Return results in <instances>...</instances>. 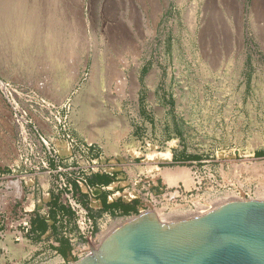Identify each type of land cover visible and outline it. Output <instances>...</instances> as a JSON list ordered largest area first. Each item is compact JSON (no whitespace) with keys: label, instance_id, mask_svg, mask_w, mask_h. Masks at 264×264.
<instances>
[{"label":"rangeland","instance_id":"374dc122","mask_svg":"<svg viewBox=\"0 0 264 264\" xmlns=\"http://www.w3.org/2000/svg\"><path fill=\"white\" fill-rule=\"evenodd\" d=\"M67 137L81 157L52 187L0 167V264H54L86 243L68 211L58 233L70 242L16 241L49 192L107 223L105 192L65 188L87 162L114 178L107 201L158 184L167 214L264 197V0H0V162L31 157L36 138L66 156ZM179 167L194 185L160 176Z\"/></svg>","mask_w":264,"mask_h":264},{"label":"water","instance_id":"95a60500","mask_svg":"<svg viewBox=\"0 0 264 264\" xmlns=\"http://www.w3.org/2000/svg\"><path fill=\"white\" fill-rule=\"evenodd\" d=\"M74 264H264V200L226 201L176 223L146 212Z\"/></svg>","mask_w":264,"mask_h":264},{"label":"built area","instance_id":"2783aa9c","mask_svg":"<svg viewBox=\"0 0 264 264\" xmlns=\"http://www.w3.org/2000/svg\"><path fill=\"white\" fill-rule=\"evenodd\" d=\"M57 142L65 143L68 150V154L66 156L60 153L58 145H55V150H51L52 148H49L47 142L44 139L39 140L36 138V140L34 141L31 140V143L29 144L32 153L31 157H24L20 154L19 151H17L18 153L15 154L16 157L12 161H10L12 157L7 160H2L0 162V167H2L3 169H23V172L26 174V177L29 178V181L32 182V184H26V187L31 188L30 190L32 191H35L34 183H36L37 181L42 183L46 180L47 185L51 186L50 177H52V175H59L60 178V172L64 171L63 167L66 158H69L73 161L77 159V157H81L79 156V151L81 149L77 151V149L80 148V144H78L75 140L71 139L70 137H67L63 138L62 141L58 140ZM82 148L84 151L90 152L92 149V144H88L86 147L82 146ZM87 164L88 167H82V172L84 174L82 182L77 181L75 185H65V188L69 192H71L70 195L72 197H79V194H75V192H78L79 190H81L83 193H85V190H102L103 193H106V191H108L109 187L111 186L110 184L109 186L89 187L87 185V180L89 178H92L94 175H112L105 172L95 171L94 169L91 170L89 169L91 168V163L87 162ZM74 187L76 191L74 190ZM158 189L159 186L157 184L155 188L151 187V190H155V192L151 194H145L143 190H134L133 193L128 196L127 200L123 198V203L133 204L137 201L138 203L136 204V211L131 213L130 215H124L122 214V212L116 211L114 212V214L116 215L115 218H113L112 216L113 213L111 211H108L104 214V217L107 219V223L103 226L95 224L94 220L89 215V212H91L89 211V206L85 208L83 207L84 210L80 211L79 207L76 205L75 200L71 199L70 201H67L66 198L62 200L58 196L54 195L53 192H49V198L44 201L45 212L41 213L39 210L37 211L36 206L33 205V208L30 211V215H28L24 219V231H19L18 233H15V236L17 237L16 241L23 243L25 241L24 237L28 238L31 233L33 236H40V240L50 234L56 237L55 240L56 242H58V244L60 243V239H64L66 242H70L71 238H69L67 235L59 236L58 231L60 224L64 223V221H66L67 219V217L65 216V212H72L79 219L78 226L79 229L82 231L81 236L84 240H86V243L77 247L72 244L73 248L68 252L67 258H61L60 260L59 257L54 264H74L91 255L93 252L97 251L99 249L98 247H100L102 244V240L108 235V233L111 230L118 228L122 224V222L135 218L136 216L144 214L146 212L153 211L154 208L164 207L163 201L160 199V196H158ZM15 190L17 189L15 188ZM160 191L162 192L163 189H160ZM176 192L179 193L178 190H176L175 193ZM172 195L173 194H171V197ZM66 196L68 197V195ZM119 199H121V196L109 198L107 202L116 203L119 201ZM202 206L204 205L200 204L198 207L195 206L193 209H189L187 211L194 212L193 214H195L201 210L200 208ZM86 209H88L89 212H86ZM37 219L44 221L48 226V229L44 234L36 232L37 235H35L33 233V230L35 228L33 222Z\"/></svg>","mask_w":264,"mask_h":264},{"label":"bare ground","instance_id":"6f19581e","mask_svg":"<svg viewBox=\"0 0 264 264\" xmlns=\"http://www.w3.org/2000/svg\"><path fill=\"white\" fill-rule=\"evenodd\" d=\"M51 21V20H50ZM51 24V23H50ZM52 28V27H51ZM21 29V28H20ZM19 30V29H18ZM20 31V30H19ZM23 31V30H22ZM17 32V31H16ZM22 34V33H21ZM29 33H27V35H28ZM32 34V33H31ZM36 34V33H35ZM23 35V34H22ZM26 35V34H25ZM25 35L23 36V37H25ZM26 35V36H27ZM71 36V35H70ZM28 37V36H27ZM19 38V37H18ZM22 39H24V38H22ZM30 40H31V38H29ZM71 39V38H70ZM77 40V39H76ZM24 41V40H23ZM26 42H28V41H26ZM76 44V43H75ZM74 48V46H72V49ZM70 50V49H69ZM73 51V50H72ZM70 53V52H69ZM65 56H67L66 54H65ZM63 57V56H62ZM63 59V58H62ZM75 72V71H74ZM71 73H73V72H71ZM76 75V74H75ZM109 93H111V92H109ZM89 112V111H88ZM89 116L88 117H90L91 116V114H88ZM138 147V146H137ZM151 150V149H150ZM138 153V152H137ZM136 153V154H137ZM150 153V152H149ZM135 154V153H134ZM140 154V153H139ZM153 154V153H152ZM157 154V153H156ZM155 155V154H154ZM153 155V156H154ZM157 157V156H156ZM158 157H160L161 159H166V160H170L171 159V152L170 151H167V152H164V153H158ZM148 158V157H147ZM157 160V159H156ZM151 161H153V160H151ZM150 167V166H149ZM160 167V166H159ZM263 167V166H262ZM153 169V168H152ZM152 169H150L151 171H152ZM149 170V171H150ZM260 170V169H259ZM159 172H160V176L164 179V181L167 183V184H169V185H171V186H173V185H177L179 182H184V183H186L188 186L189 185H194V180H193V178H192V174L190 173V170L189 169H187V168H181V167H179V168H176V169H166V170H159ZM148 175V174H147ZM21 191V188H18V192H20ZM233 198V199H232ZM231 199H228V200H224V201H221V202H219V203H217V204H215L213 207H209V206H202L200 209V211H198L197 213H195V214H193L194 212H188V213H178V212H176V211H172L170 214H167L166 213V209L165 208H154L153 209V212H155L156 214H157V216L159 217V219L162 221V222H167V223H169L167 220H173V222L174 223H176V222H180V221H182V220H185V219H187V218H189V217H193V216H196V215H200V214H206V213H208L209 212V210H211V209H213V208H215L216 206H218V205H220V204H222V203H224V202H226V201H229V200H231V201H233V200H238V197H232ZM259 200H264V197H259ZM127 221V220H126ZM125 222V221H124ZM124 222H122V223H124ZM115 230V229H114ZM114 230H111L109 233H108V235L110 234V233H112ZM107 235V236H108ZM106 236V237H107ZM105 237V238H106ZM105 238L102 240V243H103V241L105 240ZM24 244H25V242H23ZM25 246V245H24ZM99 248V247H98ZM97 248V249H98Z\"/></svg>","mask_w":264,"mask_h":264},{"label":"trees","instance_id":"16d2710c","mask_svg":"<svg viewBox=\"0 0 264 264\" xmlns=\"http://www.w3.org/2000/svg\"><path fill=\"white\" fill-rule=\"evenodd\" d=\"M259 156H264V152H260L258 154ZM174 161L178 162V158L175 155L174 157ZM114 181V178H112L109 175H94L92 178H89L87 180V185L89 187H101V186H109L110 184H112ZM138 202H135L133 204H125L122 202H112V203H108L107 199H106V193H105V198L103 199V205H104V210L105 211H111V212H116V211H120L122 212V214L124 215H130L131 213L136 211V204ZM33 225H35V228L33 230V233L36 235V232H39L40 234H44L47 229L48 226L47 224L40 220L37 219L33 222ZM36 239H40V236H36ZM60 242L65 243L66 241L64 239H60Z\"/></svg>","mask_w":264,"mask_h":264}]
</instances>
